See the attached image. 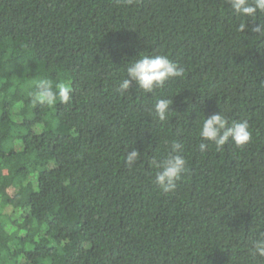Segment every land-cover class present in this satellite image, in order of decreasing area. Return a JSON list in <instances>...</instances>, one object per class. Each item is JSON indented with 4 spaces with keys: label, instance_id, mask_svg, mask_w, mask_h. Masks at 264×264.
<instances>
[{
    "label": "trees",
    "instance_id": "1",
    "mask_svg": "<svg viewBox=\"0 0 264 264\" xmlns=\"http://www.w3.org/2000/svg\"><path fill=\"white\" fill-rule=\"evenodd\" d=\"M229 7L0 0V264H264L248 252L264 231V37L253 31L264 15L240 33ZM141 51L167 55L183 78L120 95ZM42 77L67 81L71 103L34 105ZM161 97L174 112L163 127L148 114ZM220 111L247 120L251 141L201 154L197 122ZM165 140L188 162L171 193L148 164Z\"/></svg>",
    "mask_w": 264,
    "mask_h": 264
},
{
    "label": "clouds",
    "instance_id": "2",
    "mask_svg": "<svg viewBox=\"0 0 264 264\" xmlns=\"http://www.w3.org/2000/svg\"><path fill=\"white\" fill-rule=\"evenodd\" d=\"M127 2L130 4L133 0H127ZM227 2L232 14L241 20L237 25V32L242 33L246 29L245 21L247 19H255L258 15H264V0H227ZM253 31L258 34V38L264 37V23H260ZM183 76L184 69L167 55L146 54L141 51L135 59L125 64L117 91L122 96L129 94L130 89L139 91L141 94H154L157 90L164 88L169 81L177 77L183 78ZM32 86L34 90L29 95L34 105H45L51 108L57 102L68 104L72 101V88L67 81L53 82L42 77L34 80ZM171 97L157 98L148 108L149 116L161 127L167 124L173 116L174 112L170 108L173 103ZM197 128L198 149L201 154L206 153L213 146L217 151H220L229 143L236 148H243L252 138L247 120L230 119L221 111L207 117L203 116L197 122ZM164 143L166 153L152 156L148 164L154 171L153 183L161 192L171 193L176 190L178 182L188 171V162L181 154V143L175 140H165ZM140 155L134 147L131 151L126 150L123 164L131 170L137 164ZM248 252L253 260L264 259V231L258 230L256 238L250 242Z\"/></svg>",
    "mask_w": 264,
    "mask_h": 264
}]
</instances>
